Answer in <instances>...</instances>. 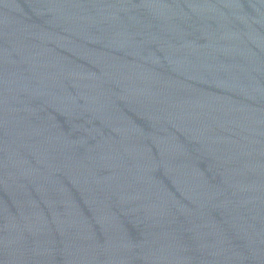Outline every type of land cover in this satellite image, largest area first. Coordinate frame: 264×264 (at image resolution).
Masks as SVG:
<instances>
[{
  "label": "water",
  "instance_id": "water-1",
  "mask_svg": "<svg viewBox=\"0 0 264 264\" xmlns=\"http://www.w3.org/2000/svg\"><path fill=\"white\" fill-rule=\"evenodd\" d=\"M0 264H264V0H0Z\"/></svg>",
  "mask_w": 264,
  "mask_h": 264
}]
</instances>
